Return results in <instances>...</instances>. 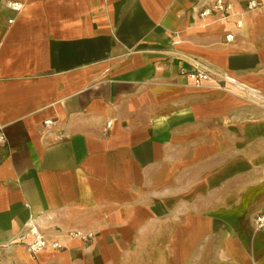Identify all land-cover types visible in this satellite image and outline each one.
<instances>
[{"label":"crops","instance_id":"crops-1","mask_svg":"<svg viewBox=\"0 0 264 264\" xmlns=\"http://www.w3.org/2000/svg\"><path fill=\"white\" fill-rule=\"evenodd\" d=\"M223 1L0 0V264H264V0Z\"/></svg>","mask_w":264,"mask_h":264},{"label":"built area","instance_id":"built-area-1","mask_svg":"<svg viewBox=\"0 0 264 264\" xmlns=\"http://www.w3.org/2000/svg\"><path fill=\"white\" fill-rule=\"evenodd\" d=\"M258 5L259 3L257 1L248 0L246 6L248 9H255L256 7H258ZM9 6L15 11H20L23 7V4L17 1H11L9 2ZM231 9L232 6L230 3L224 2L223 0H215L212 6H205L200 9L198 13L200 17H205L216 11L225 13L230 11ZM236 24L239 27L242 25L241 21H237ZM231 39L232 35H226L227 41H230ZM182 71V73L186 75V77L191 81V84L194 86H201L205 82L215 80L214 72H212V70L204 62L201 61H193L190 64L189 69H183ZM48 124H51V121H46V125ZM3 138L4 136L0 137V139ZM253 225L257 230H264V211L254 216ZM26 228L33 237V241L28 246L32 253H37L38 251L46 249L50 246L54 248H61L60 243H51L47 240L45 234L37 223L30 221L27 224Z\"/></svg>","mask_w":264,"mask_h":264}]
</instances>
